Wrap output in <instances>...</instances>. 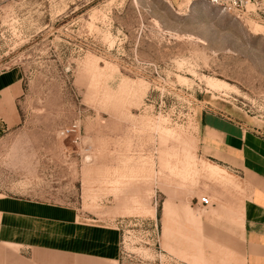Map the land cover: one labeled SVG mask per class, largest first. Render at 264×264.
<instances>
[{"label": "rangeland", "instance_id": "obj_1", "mask_svg": "<svg viewBox=\"0 0 264 264\" xmlns=\"http://www.w3.org/2000/svg\"><path fill=\"white\" fill-rule=\"evenodd\" d=\"M250 9L0 0V74L24 85L21 123L0 128V195L115 227L124 264H195L218 228L237 246L250 185L204 156L200 121L264 127V6Z\"/></svg>", "mask_w": 264, "mask_h": 264}, {"label": "crops", "instance_id": "obj_2", "mask_svg": "<svg viewBox=\"0 0 264 264\" xmlns=\"http://www.w3.org/2000/svg\"><path fill=\"white\" fill-rule=\"evenodd\" d=\"M23 74H0V128L21 123L18 103ZM202 153L244 176L250 197L241 217L239 241L220 230L212 251H200L195 264H264V127L228 114L207 111L200 121ZM217 232V231H216ZM0 264H124L121 233L90 223L68 206L0 195Z\"/></svg>", "mask_w": 264, "mask_h": 264}, {"label": "built area", "instance_id": "obj_3", "mask_svg": "<svg viewBox=\"0 0 264 264\" xmlns=\"http://www.w3.org/2000/svg\"><path fill=\"white\" fill-rule=\"evenodd\" d=\"M203 1L211 6L221 10L224 13L232 14L235 16H245L252 12L251 7L256 9H262L264 6V0H193ZM201 203L209 204L208 198H202Z\"/></svg>", "mask_w": 264, "mask_h": 264}]
</instances>
